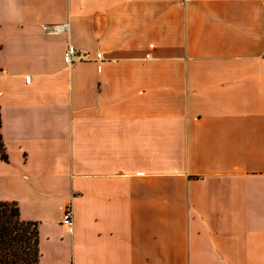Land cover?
<instances>
[{
  "label": "crops",
  "instance_id": "1",
  "mask_svg": "<svg viewBox=\"0 0 264 264\" xmlns=\"http://www.w3.org/2000/svg\"><path fill=\"white\" fill-rule=\"evenodd\" d=\"M0 138L38 264H264V0H0Z\"/></svg>",
  "mask_w": 264,
  "mask_h": 264
},
{
  "label": "trees",
  "instance_id": "2",
  "mask_svg": "<svg viewBox=\"0 0 264 264\" xmlns=\"http://www.w3.org/2000/svg\"><path fill=\"white\" fill-rule=\"evenodd\" d=\"M0 159L6 155L0 138ZM37 224L23 222L14 202H0V264H38Z\"/></svg>",
  "mask_w": 264,
  "mask_h": 264
},
{
  "label": "built area",
  "instance_id": "3",
  "mask_svg": "<svg viewBox=\"0 0 264 264\" xmlns=\"http://www.w3.org/2000/svg\"><path fill=\"white\" fill-rule=\"evenodd\" d=\"M102 55L97 54L95 57L96 61L102 62ZM82 58L78 55L76 49L72 46H67L65 53L63 55V63L65 67H70L72 64L81 61ZM31 78L29 76L24 78L25 85H29ZM61 225L67 229L69 233L72 231V210L71 206L68 205L64 208L62 218H61Z\"/></svg>",
  "mask_w": 264,
  "mask_h": 264
}]
</instances>
